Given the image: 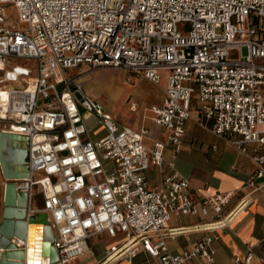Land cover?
Masks as SVG:
<instances>
[{
  "label": "built area",
  "instance_id": "1",
  "mask_svg": "<svg viewBox=\"0 0 264 264\" xmlns=\"http://www.w3.org/2000/svg\"><path fill=\"white\" fill-rule=\"evenodd\" d=\"M10 2L23 26L0 24V78H24L0 86V129L30 138V175L15 182L29 213L38 203L47 214L59 263L107 233L117 238L107 260L144 250L162 264H216V232L239 214L227 212L237 191L200 195L173 164L153 184L149 171L163 165L167 144L148 146L147 129L123 125L71 70L118 67L154 84L165 73L163 101L151 112L169 144L181 149L194 120L246 153L264 145V0H0V19ZM181 22L191 23L188 35ZM12 59H35L37 76L9 68ZM253 161L264 178V155ZM251 186L264 197V181ZM196 215L210 221L195 229L210 233L173 254L168 238L187 229L170 228L172 219ZM256 263L264 264L263 242L234 258Z\"/></svg>",
  "mask_w": 264,
  "mask_h": 264
},
{
  "label": "crops",
  "instance_id": "2",
  "mask_svg": "<svg viewBox=\"0 0 264 264\" xmlns=\"http://www.w3.org/2000/svg\"><path fill=\"white\" fill-rule=\"evenodd\" d=\"M87 69V67H86ZM142 78V77H141ZM88 93L96 98V90L92 84H88ZM166 89V88H165ZM165 89L161 95L160 102L152 103L147 109L160 105L164 98ZM135 105V108L132 105ZM130 109L137 111V104L131 103ZM152 114V124L159 132L154 139L146 137L148 146H153L155 141L160 140L167 144L165 158L162 166L152 167L149 171V178L153 184L160 182L164 176L171 172V164L184 176H186L193 187L200 195L210 196L218 192L229 190L237 191V197L227 209L230 212L239 209L236 219L227 227L218 230L219 238L214 246L217 250L216 264H234L237 255H245L250 244L264 243V197L261 191L251 195L254 187L252 181L257 185L264 181V178H257V164L253 156L264 155V145L250 144L247 152L242 153L232 143L215 133H208L192 120L188 124L184 145L177 150L168 142V131L155 123ZM117 119V118H116ZM123 125L141 130L151 128L144 126H132L128 122L117 119ZM147 136V135H146ZM12 148L24 146V141L17 140L10 143ZM13 170L22 167L12 165ZM247 195V196H246ZM245 198V204L242 198ZM42 212L34 205L32 215H40ZM42 215H40V218ZM210 220L203 216L174 217L170 223L172 229H187L168 238V245L173 254L191 248L198 240L208 235L209 231H197L196 225L208 223ZM117 238L107 233L95 235L88 240V250L78 259L70 264H162L158 258H154L146 251L141 250L132 259L119 258L107 260L108 253ZM258 250H260L258 248ZM198 264V263H192ZM261 264V263H256Z\"/></svg>",
  "mask_w": 264,
  "mask_h": 264
},
{
  "label": "water",
  "instance_id": "3",
  "mask_svg": "<svg viewBox=\"0 0 264 264\" xmlns=\"http://www.w3.org/2000/svg\"><path fill=\"white\" fill-rule=\"evenodd\" d=\"M22 68L8 73V78L15 77ZM22 140L24 146L12 148V141ZM29 140L26 135L0 129V166L4 179L9 181L2 190L0 205V264H30L34 257L32 230L43 227V239L38 247L45 264H60L54 247L55 234L46 213L32 215L28 210V194L17 190L16 179L29 177L28 153ZM22 167L13 170L12 165ZM24 242H27L26 245Z\"/></svg>",
  "mask_w": 264,
  "mask_h": 264
},
{
  "label": "rangeland",
  "instance_id": "4",
  "mask_svg": "<svg viewBox=\"0 0 264 264\" xmlns=\"http://www.w3.org/2000/svg\"><path fill=\"white\" fill-rule=\"evenodd\" d=\"M4 9V19H0V24H15L23 26V22L19 17L17 7L14 3H4L1 5ZM178 30L182 35H188L191 30V23L181 22L178 24ZM168 43V41H165ZM239 53H234L237 55ZM24 65L28 69H32L30 76H37V62L35 59H12L9 63V68ZM86 65H81L79 68L72 69V73L80 75V79L84 82L85 88L88 91V84H92L96 90V98L104 105L107 111H110L117 119L123 122H128L130 125L151 128V132L147 134L148 139H154L159 132L154 128L151 118L152 114L147 109L152 103L160 102L161 95L167 86L166 74L162 75V82L154 84L145 78L128 73L123 68L118 67H101L95 70V73H89L90 68ZM11 71V70H10ZM2 76H8L6 73H1ZM24 76L20 77V81L4 80L0 78V86H17ZM137 104V111L130 109V104ZM208 133H213L209 129H205ZM6 179H4L0 166V205L2 198V190ZM39 206V204H36ZM236 219V218H235Z\"/></svg>",
  "mask_w": 264,
  "mask_h": 264
},
{
  "label": "bare ground",
  "instance_id": "5",
  "mask_svg": "<svg viewBox=\"0 0 264 264\" xmlns=\"http://www.w3.org/2000/svg\"><path fill=\"white\" fill-rule=\"evenodd\" d=\"M32 242L35 243V247L33 249V253H34V257L32 259V262L30 264H45L43 257L41 255H38L37 252H39V254L42 253L43 249H41V247H38V242L41 243L42 239H43V227H34L32 230ZM27 242H24V244L22 245H26Z\"/></svg>",
  "mask_w": 264,
  "mask_h": 264
}]
</instances>
